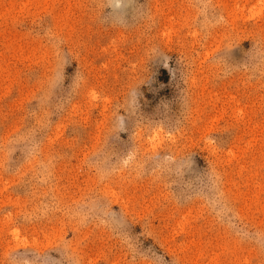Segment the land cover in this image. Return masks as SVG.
I'll use <instances>...</instances> for the list:
<instances>
[{
	"label": "rangeland",
	"instance_id": "obj_1",
	"mask_svg": "<svg viewBox=\"0 0 264 264\" xmlns=\"http://www.w3.org/2000/svg\"><path fill=\"white\" fill-rule=\"evenodd\" d=\"M0 264H264V0H0Z\"/></svg>",
	"mask_w": 264,
	"mask_h": 264
}]
</instances>
